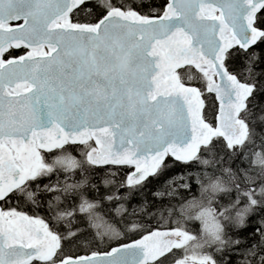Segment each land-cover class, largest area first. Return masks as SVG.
Returning <instances> with one entry per match:
<instances>
[{"label": "snow or ice", "instance_id": "6c2138e0", "mask_svg": "<svg viewBox=\"0 0 264 264\" xmlns=\"http://www.w3.org/2000/svg\"><path fill=\"white\" fill-rule=\"evenodd\" d=\"M146 7L0 0V264H264V0Z\"/></svg>", "mask_w": 264, "mask_h": 264}, {"label": "trees", "instance_id": "16d2710c", "mask_svg": "<svg viewBox=\"0 0 264 264\" xmlns=\"http://www.w3.org/2000/svg\"><path fill=\"white\" fill-rule=\"evenodd\" d=\"M136 3H143L144 5L148 6L146 7L144 10L147 11L148 8H160V6L164 3V0H136ZM81 18L83 19L85 17V13H81L80 14ZM89 19H91V17H89ZM261 48H264V45H261ZM259 51V49H258ZM17 54H22V52H17ZM72 155H76L77 157H79V152L78 151H75V150H72L71 152ZM173 166L170 165V168H172ZM176 170H179L178 168ZM63 178V177H61ZM162 180H159V181H153L152 184L149 185V188L147 190H145L144 192V197L147 198L149 201L152 200V195L151 193L157 189V188H161L162 187ZM193 192H195V188H193ZM133 206L134 207H138V199H134L133 202H132ZM25 207V210H28L31 213H35V214H38V215H45V213L40 209V208H35V207H32V208H28L27 206H24ZM153 224L156 223L155 220L152 221ZM118 227H123V224H120V225H117ZM129 236V240L130 239H135V238H138V236H136L135 234L133 233H129L128 234ZM95 246V245H93ZM86 247V246H85ZM100 247H104L103 244L100 245ZM74 251H78L79 249H73Z\"/></svg>", "mask_w": 264, "mask_h": 264}]
</instances>
